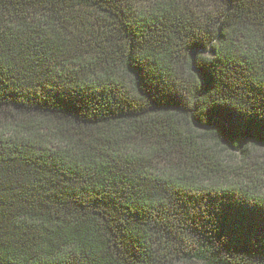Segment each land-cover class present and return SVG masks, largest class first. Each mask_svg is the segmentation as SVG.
Listing matches in <instances>:
<instances>
[{"label": "trees", "instance_id": "16d2710c", "mask_svg": "<svg viewBox=\"0 0 264 264\" xmlns=\"http://www.w3.org/2000/svg\"><path fill=\"white\" fill-rule=\"evenodd\" d=\"M254 146L264 0H0V264H264Z\"/></svg>", "mask_w": 264, "mask_h": 264}, {"label": "rangeland", "instance_id": "374dc122", "mask_svg": "<svg viewBox=\"0 0 264 264\" xmlns=\"http://www.w3.org/2000/svg\"><path fill=\"white\" fill-rule=\"evenodd\" d=\"M250 149L252 150L251 147H250ZM253 150H254L255 154L253 155L254 158L250 161V163H252L251 166H253L257 163V164H261L264 167V146H256V147L254 146ZM226 155L227 154H224V157H227ZM258 173H261V172L258 170ZM198 178H200V177L198 176Z\"/></svg>", "mask_w": 264, "mask_h": 264}]
</instances>
